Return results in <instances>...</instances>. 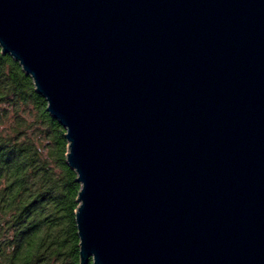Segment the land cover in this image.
I'll list each match as a JSON object with an SVG mask.
<instances>
[{
  "label": "water",
  "instance_id": "water-1",
  "mask_svg": "<svg viewBox=\"0 0 264 264\" xmlns=\"http://www.w3.org/2000/svg\"><path fill=\"white\" fill-rule=\"evenodd\" d=\"M0 48L65 130L80 264H264V0H0Z\"/></svg>",
  "mask_w": 264,
  "mask_h": 264
},
{
  "label": "trees",
  "instance_id": "trees-1",
  "mask_svg": "<svg viewBox=\"0 0 264 264\" xmlns=\"http://www.w3.org/2000/svg\"><path fill=\"white\" fill-rule=\"evenodd\" d=\"M46 105L0 48V264H80V184L65 161V130Z\"/></svg>",
  "mask_w": 264,
  "mask_h": 264
}]
</instances>
